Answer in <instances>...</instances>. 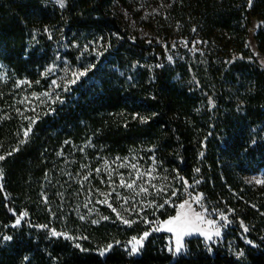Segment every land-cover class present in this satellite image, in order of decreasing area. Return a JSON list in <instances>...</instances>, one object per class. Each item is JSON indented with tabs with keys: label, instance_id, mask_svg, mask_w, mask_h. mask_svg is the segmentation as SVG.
Here are the masks:
<instances>
[{
	"label": "trees",
	"instance_id": "obj_1",
	"mask_svg": "<svg viewBox=\"0 0 264 264\" xmlns=\"http://www.w3.org/2000/svg\"><path fill=\"white\" fill-rule=\"evenodd\" d=\"M118 4L129 0H0V264H264V185L248 179L264 170V0H172L199 42L172 61L131 37ZM66 64L83 75L25 120L17 82L44 93L50 68ZM132 159L176 171L183 195L224 205L222 236L190 238L173 256L162 235L136 254L109 248L119 231L104 223L76 245L53 235L79 223L59 213L61 196Z\"/></svg>",
	"mask_w": 264,
	"mask_h": 264
},
{
	"label": "rangeland",
	"instance_id": "obj_2",
	"mask_svg": "<svg viewBox=\"0 0 264 264\" xmlns=\"http://www.w3.org/2000/svg\"><path fill=\"white\" fill-rule=\"evenodd\" d=\"M52 1L61 7L59 0ZM65 3L66 0H64V6ZM171 3L172 0H129L127 7L120 4L115 7L131 37L163 47L170 61L184 59L186 56L191 57L199 49L195 34H187L179 28L175 17L170 12ZM256 25V20H253L247 40L254 54H257L253 39ZM50 69L54 77L50 87L44 93H34L33 86L28 80L17 82L16 88L21 90V97L24 100V108L20 111L25 113V120L32 117L31 113H38L45 103L53 104L61 89H66L78 79L79 73H84L83 69L67 64L62 70L53 67ZM2 78L3 76L0 75V79ZM110 169V172L102 169L106 174L99 176L98 183L89 181L88 175L84 174L70 197L59 198V206H57L59 213L66 212L68 216L77 217L79 223H71L64 231L56 235L64 236L76 245L77 241L85 236L88 228L104 223L119 231L110 245H119L128 254L131 252L132 244L135 243L133 238L139 239L147 232L149 233L147 237L165 236L167 251L177 256L184 253L188 239L201 238L206 242L216 241L226 230V223L220 220L225 206H212L199 191L183 195L184 191L179 188L176 171L164 173L155 161L147 159L124 161L119 165H112ZM248 179L255 185H264V182H257L264 181V170L250 175ZM75 180L68 179V182L75 183ZM133 181L135 183L132 188L123 186ZM141 188L147 191L142 192ZM197 196L201 197L199 203L194 199ZM185 201L191 204L190 214L202 213L203 221L188 234L180 236L178 242L177 234L168 231L170 226L165 222L176 216L177 209L173 205H179ZM209 221H213L214 226H210ZM216 228L220 231L218 236L215 235ZM127 229H133L134 233L127 236ZM204 233L210 234L212 239H207ZM147 237L143 239L142 245ZM178 246L179 251H177ZM140 248L141 246H138V251Z\"/></svg>",
	"mask_w": 264,
	"mask_h": 264
},
{
	"label": "snow or ice",
	"instance_id": "obj_3",
	"mask_svg": "<svg viewBox=\"0 0 264 264\" xmlns=\"http://www.w3.org/2000/svg\"><path fill=\"white\" fill-rule=\"evenodd\" d=\"M61 7L64 6V0H59ZM252 0H249V5H251ZM78 75H83V73H79ZM75 82V81H73ZM55 83V82H54ZM31 130V127L29 126V129L25 131V136L28 135V132ZM4 157L0 156V160H3ZM197 171H199V169H197ZM258 183L264 182V181H257ZM135 181H133L132 183H128L126 185H123L125 187L128 188H132L134 185ZM142 192L143 191H147V189L145 188H141L140 189ZM195 201L197 203L200 202L201 197L197 196L194 198ZM174 207H176L177 209V213L176 216L171 218L170 220L166 221L165 224L169 225L170 227H168V231L171 232H175L177 234L178 237V242H179V237L184 235V234H188L189 231L193 228H196V225L200 222L203 221V214L202 213H192L190 214V210H191V204L188 201H185L184 203H181L179 205H173ZM23 215V214H22ZM221 220H224L227 222V218L224 217L223 215L221 216ZM125 223H129V221H124ZM17 224L20 223V218L17 219L16 221ZM210 224V226H214V222L213 221H209L208 222ZM159 230V229H157ZM199 230V229H197ZM245 231H247V228L244 229ZM57 233L53 232V235H56ZM149 233L145 232L144 236L140 237L139 239L137 238H133V240L135 241V243L132 244L131 247V252L130 254H134L138 251V246H142V241L145 237H147ZM207 237V239L211 240L212 236L210 234L204 233ZM215 235H220V231L219 228H216L215 230ZM4 239H10V237H4ZM77 247H79V245H77ZM109 248H111L112 246L109 245ZM179 246L177 248V251H179ZM101 255H103V252L101 253Z\"/></svg>",
	"mask_w": 264,
	"mask_h": 264
}]
</instances>
